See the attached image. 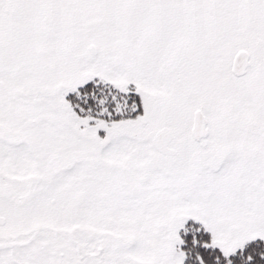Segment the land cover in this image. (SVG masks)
<instances>
[{
  "label": "snow or ice",
  "instance_id": "6c2138e0",
  "mask_svg": "<svg viewBox=\"0 0 264 264\" xmlns=\"http://www.w3.org/2000/svg\"><path fill=\"white\" fill-rule=\"evenodd\" d=\"M0 264H264V0H0Z\"/></svg>",
  "mask_w": 264,
  "mask_h": 264
}]
</instances>
